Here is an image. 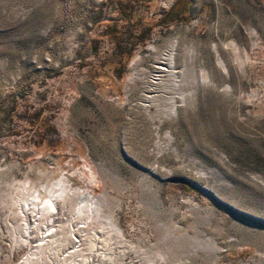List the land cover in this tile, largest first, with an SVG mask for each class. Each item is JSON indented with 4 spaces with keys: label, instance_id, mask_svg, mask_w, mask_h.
<instances>
[{
    "label": "rangeland",
    "instance_id": "obj_1",
    "mask_svg": "<svg viewBox=\"0 0 264 264\" xmlns=\"http://www.w3.org/2000/svg\"><path fill=\"white\" fill-rule=\"evenodd\" d=\"M173 44L191 99L164 115L146 87ZM62 176L105 207L44 241L33 205L12 202ZM33 250L36 264H264V0H0V264Z\"/></svg>",
    "mask_w": 264,
    "mask_h": 264
},
{
    "label": "bare ground",
    "instance_id": "obj_2",
    "mask_svg": "<svg viewBox=\"0 0 264 264\" xmlns=\"http://www.w3.org/2000/svg\"><path fill=\"white\" fill-rule=\"evenodd\" d=\"M233 49L236 55L239 56L237 47L233 45ZM178 56L179 55L174 44L165 53L158 56L153 69V76L146 87L145 98L148 104L147 106L160 105L164 115L175 114V111L179 106L177 104L178 102L180 105H182L186 104L187 101H190L191 99L189 93L182 92L183 87H186V83L183 77L184 73L182 74L181 71H178ZM237 58L239 59V57ZM184 60L185 65L182 69L183 72H185L186 68L188 67L186 62L187 55L184 56ZM202 78L203 80L205 79L204 76H202ZM200 83L201 81L197 76H195L191 82V88L193 89L192 91L198 88L201 85ZM71 181L72 179L69 177H60L58 179L59 188L55 189L58 191V193L55 195V190H47L44 192L45 195L43 196V199H38L39 194L32 193L28 195L22 194L23 196H19V200H17L16 195L14 198L15 201L12 202V214L18 216L20 214V208L25 207L27 210V205H33V207L31 206L33 208L32 212L34 215H38L39 219L42 220V240L44 241L46 237L49 236V233L56 232L60 236L66 233H74L76 228L74 231H72L70 228L71 223L69 224V222L72 218L69 217V214L72 211L79 213L100 212L102 208L105 207V199H97L92 194H89L86 190L79 191L78 189H73L70 191ZM16 203L18 204L17 206ZM39 203L41 206L40 209L38 208ZM15 206L16 209L14 208ZM63 216L67 217V219L65 218V221L66 226L68 227L60 225L62 219H64ZM60 236L56 237L55 239H53V237L49 238L51 239L49 248H54V246L57 245L55 241H59L61 243L63 237ZM71 238L72 237L70 236L66 237L67 240H70ZM64 244L67 245L66 242H63V244H60L59 247L65 246ZM42 247H44V245H42ZM38 254L39 253L36 250H33V252L30 253V256L24 259V264H36V256Z\"/></svg>",
    "mask_w": 264,
    "mask_h": 264
},
{
    "label": "trees",
    "instance_id": "obj_3",
    "mask_svg": "<svg viewBox=\"0 0 264 264\" xmlns=\"http://www.w3.org/2000/svg\"><path fill=\"white\" fill-rule=\"evenodd\" d=\"M189 1V0H187ZM188 8H185L184 10L186 11ZM182 11L176 12L175 9H171L167 14L164 15L162 19V23H169L175 20H179L181 18ZM119 46V44H118Z\"/></svg>",
    "mask_w": 264,
    "mask_h": 264
}]
</instances>
